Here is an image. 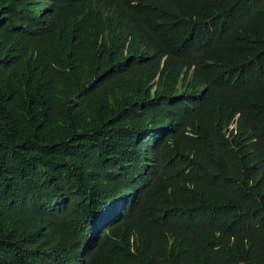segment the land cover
<instances>
[{"label":"trees","instance_id":"1","mask_svg":"<svg viewBox=\"0 0 264 264\" xmlns=\"http://www.w3.org/2000/svg\"><path fill=\"white\" fill-rule=\"evenodd\" d=\"M19 1L0 264H264V0Z\"/></svg>","mask_w":264,"mask_h":264},{"label":"clouds","instance_id":"2","mask_svg":"<svg viewBox=\"0 0 264 264\" xmlns=\"http://www.w3.org/2000/svg\"><path fill=\"white\" fill-rule=\"evenodd\" d=\"M16 1V0H14ZM39 0H21L18 2L17 6L19 7L21 13L26 17V19H29V16H30V12L32 10H38L40 8V6L37 5ZM46 3V6L41 8L44 12V10H46L47 8L50 7L51 3H50V0H46L44 1ZM135 3V2H133ZM42 12V13H43ZM41 15V14H40ZM37 16L35 18H32V20H37ZM31 21V20H30ZM149 50V47L147 45H141L140 47V54H144V55H149L148 54V51ZM235 127V123L233 122L230 126H229V129H232Z\"/></svg>","mask_w":264,"mask_h":264},{"label":"bare ground","instance_id":"3","mask_svg":"<svg viewBox=\"0 0 264 264\" xmlns=\"http://www.w3.org/2000/svg\"><path fill=\"white\" fill-rule=\"evenodd\" d=\"M165 54V53H164ZM160 61V60H159ZM87 256V255H86ZM84 257V256H83Z\"/></svg>","mask_w":264,"mask_h":264}]
</instances>
